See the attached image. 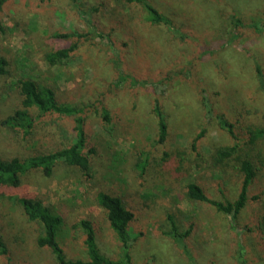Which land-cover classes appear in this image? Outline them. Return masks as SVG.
Listing matches in <instances>:
<instances>
[{"label":"rangeland","instance_id":"374dc122","mask_svg":"<svg viewBox=\"0 0 264 264\" xmlns=\"http://www.w3.org/2000/svg\"><path fill=\"white\" fill-rule=\"evenodd\" d=\"M149 2L169 25H152L139 5L116 0L4 3L0 55L8 72L0 77V122L19 104L17 79L30 77L80 109L94 152L90 178L58 162L49 176L32 170L16 193L0 192L7 249L0 264H56L48 248L36 246L38 226L10 198L24 192L61 217L57 241L66 258L86 259L77 223L88 220L100 253L118 259L120 242L97 206L98 191L118 196L134 213L128 229L133 264H187L168 234L169 218L179 232L192 225L185 241L197 264H264V0ZM54 33L73 35L55 39ZM72 44L65 63H46L49 51ZM155 103L167 125L160 143ZM74 127V117L38 116L21 140L0 124V157L67 146ZM232 145L231 157L216 155ZM244 158L259 171L235 219L186 198V185L195 183L214 201H233Z\"/></svg>","mask_w":264,"mask_h":264},{"label":"trees","instance_id":"16d2710c","mask_svg":"<svg viewBox=\"0 0 264 264\" xmlns=\"http://www.w3.org/2000/svg\"><path fill=\"white\" fill-rule=\"evenodd\" d=\"M6 1L0 0V12ZM116 2H122L128 6L139 5L146 13V20L152 25H169V20L164 13L158 10L149 0H116ZM93 9L96 10L95 8ZM179 33L182 35L181 32ZM71 35L73 34L54 33L52 37L62 39L68 38ZM75 46L72 44L68 47H61L49 51L45 55L46 63L51 67L65 63ZM7 72L8 61L0 55V77L6 75ZM119 82H121V77L116 83ZM133 82L138 83L136 81ZM16 88L19 104L10 114L1 120V125L11 131H15L20 136L19 138L24 140L34 128L35 117L47 114H54L61 117H74L75 138L69 145L53 151L37 152L28 157L13 156L9 159L0 157V192H7L9 194L16 193V190L20 188L22 176L32 170H41L45 176H49L58 162L77 167L83 175L90 178V155L94 152V148L87 147L89 146L87 141L88 135L83 124L84 119L80 115V109L60 102L55 95V89L50 85L43 84L41 81H35L30 77H19ZM153 113L157 119V136L158 142L160 143L166 137L167 125L157 103L154 105ZM101 118L103 122L109 124L111 117L105 107L101 110ZM198 137L199 135L193 138L192 148L195 147ZM236 151L237 146L232 145L216 150V155L224 159L231 157ZM258 171L259 167L252 159L244 158L239 162L241 183L237 197L233 201H214L208 198L203 190L195 183L186 185L185 196L189 201L207 203L213 206L216 211L235 219L246 203L248 190L256 178ZM10 198H13L21 207L26 219L38 226V234L35 239L36 246L39 248H48L54 256L56 264H133L128 252V229L133 221L134 213L123 205L118 196L104 191H98L95 195L97 206L101 209L105 221L120 242V256L118 259H111L100 253L96 244L93 227L88 220H82L77 223V227L81 228L85 236L86 259L66 258L57 241L58 231L62 223L61 217L53 214L48 207L44 206L40 200L36 199L30 193L24 192L17 197L15 195ZM169 220L170 231L168 234L179 246L186 263L197 264L185 241L191 232L192 225H189L184 231L179 232L175 222L170 218ZM258 232L261 240L260 230ZM6 254L7 249L0 236V255ZM238 255L240 258L242 255L241 252Z\"/></svg>","mask_w":264,"mask_h":264}]
</instances>
